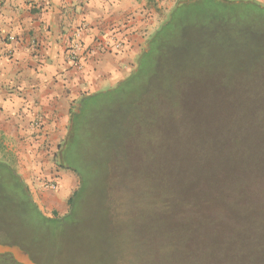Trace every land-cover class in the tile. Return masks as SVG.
I'll return each instance as SVG.
<instances>
[{
    "label": "trees",
    "instance_id": "1",
    "mask_svg": "<svg viewBox=\"0 0 264 264\" xmlns=\"http://www.w3.org/2000/svg\"><path fill=\"white\" fill-rule=\"evenodd\" d=\"M181 33L192 38L194 45L191 52L190 46H186L190 59H185L183 68L169 73V92L159 88L154 93H142L144 87L157 82V63L170 53L167 46L178 43L177 35ZM226 46L234 48L233 55L219 57L218 51ZM261 69L264 71L262 4L253 0H180L150 37L131 73L111 89L83 94L72 108L66 138L56 155L58 166L73 170L80 179L79 188L69 199L67 215L45 216L34 204L22 177L3 162L0 195L49 239L70 228L76 220L77 210L96 175L109 181V170L115 173V182L126 185V176L131 172L137 179L133 182L137 189L129 206L128 223L136 228V237L141 235L145 248L154 251L158 242L167 239L160 249L165 247V258L177 264H264L262 160L258 165L263 166H249L245 170L237 166L244 172L240 175L236 166L216 165L221 151L214 154L207 143L203 149L197 147V142L205 141V135L215 125L222 134L220 146H227L233 133L242 135L245 131L243 135H250L246 126L225 119L232 105L224 98L230 95V89L251 83ZM124 104L138 111L143 108V118L138 114L135 124L128 118L110 123L107 128L101 124L99 118L106 117L113 105ZM119 136L124 137L122 152L113 148ZM189 145H196V150L184 153ZM109 150L112 154L105 158L103 153ZM204 152L208 166H196L193 158H200ZM173 162L181 166H169L164 173L157 168L156 179L154 171L145 172L141 178L135 167L146 169ZM103 164L107 166L106 172ZM120 166L133 167L122 175L117 173ZM235 171L239 175L232 181ZM198 191L205 193L203 200L189 201L188 207L176 196L180 192V197H194ZM208 233L214 234L212 239Z\"/></svg>",
    "mask_w": 264,
    "mask_h": 264
},
{
    "label": "crops",
    "instance_id": "2",
    "mask_svg": "<svg viewBox=\"0 0 264 264\" xmlns=\"http://www.w3.org/2000/svg\"><path fill=\"white\" fill-rule=\"evenodd\" d=\"M178 1L0 0V162L26 182L58 166L76 102L127 77ZM76 32L80 68L69 52Z\"/></svg>",
    "mask_w": 264,
    "mask_h": 264
},
{
    "label": "rangeland",
    "instance_id": "3",
    "mask_svg": "<svg viewBox=\"0 0 264 264\" xmlns=\"http://www.w3.org/2000/svg\"><path fill=\"white\" fill-rule=\"evenodd\" d=\"M166 17L164 22L168 18ZM157 30L158 28L155 31ZM181 34L177 35V38H179L178 43L173 42L167 46L170 49V53L162 56V60L158 61L155 77L157 82L152 84L151 87H144L142 93L148 91L149 93H154L159 88H165L169 92L171 86L167 82L172 77L169 73H177L183 68L186 63L185 59H190L186 52V46H190L189 51L191 52L194 45L192 38ZM149 39L150 37L144 43L142 51L146 49ZM233 50L234 48L231 46H226L223 50L218 51V56L233 55L235 51ZM244 51L248 52L247 50ZM208 66L212 67V63L208 64ZM252 78L253 81L248 85L234 88L233 91L230 89L231 92L227 91L230 95L224 98L226 101L231 102L230 104L232 105L225 119L232 123L236 122L243 128L246 126V132L250 135H247V137L243 135L245 131L242 135L233 133L229 137L227 146H220L222 142H220L219 138L222 134H219L218 130L220 128L218 129L215 125L214 129L205 135V141L197 142V147H200V149H203V145L207 143L209 150L214 152V154L221 151V157H218L215 161L216 165L236 166L235 170H238L240 175H244V172L239 170L237 166H242L245 170L249 166H263L258 165L261 163L260 160L264 164L263 69ZM138 114L143 118V108L138 111L132 105H113L112 109L108 110L107 118L103 115L99 119L102 120L100 121L101 124L107 128L110 123L123 121L122 118H128L135 124L138 122ZM211 120L213 121L214 119ZM114 131L112 130L111 132ZM223 138L228 139V136H223ZM123 139V136L117 137L114 147L111 146L115 150L122 152L125 145ZM245 144L248 145L247 148L243 146ZM188 147L183 151L184 153L191 152L193 148L196 150V145H189ZM205 147L207 148V146ZM222 147L224 152L221 149ZM212 152H209V154ZM205 153L200 158H193L198 164L196 166H208L206 161L208 159L204 158ZM111 154L112 152L109 150L107 154L104 152L103 156L108 158ZM178 157L180 158V156ZM187 158L189 157L187 156ZM94 159H96V156H94ZM215 162H212L211 165L214 166ZM101 166H104V164ZM169 166H181V164L173 162L172 165L146 166V169H144L145 166L135 167L137 168V173L141 174V178H143L145 172L154 171V179H156L159 177L158 173H156L157 168L164 173ZM131 167L133 166H120L117 173L125 175ZM104 168L106 172L107 166H104ZM48 175H42L39 180L32 182H26L23 177L22 179L29 187L34 204L45 216L51 218L54 216L63 217L69 212V199L79 188L80 179L73 170L64 169L60 166H51ZM52 175L55 176L53 177ZM237 175L239 173L235 171L232 181L237 179ZM96 176V179L94 178L90 183V185L92 184L90 191L87 194L85 193L86 197L84 194L85 201L77 210L78 218L76 217L70 228L57 234L60 236L58 238H56L57 235H54L55 233L49 239L41 235L43 231L30 225L26 221L25 215L16 211L11 207L12 203H9L5 196L0 195V197H3L0 198V243L18 244L30 253L37 264H177L176 261L173 262L165 258L168 255L165 247L164 250L160 249L161 244L164 243L165 246L167 239L161 240L162 242L160 241V243L158 242L154 247V251H152V248L144 247L141 235L136 237L137 234L134 230L136 228L131 227L130 222L128 223V219H130L129 206L137 189L136 184H134L137 182L136 177L129 172L126 176V186L121 181L118 182L119 180L115 182L116 175L112 172L109 173V170L107 172L109 181L103 179L102 175ZM55 177L59 181L58 188L52 190L45 187V182ZM140 183H143L141 179ZM90 185L87 187L88 190ZM262 186V191H264V184ZM200 191L194 197L192 195L188 196V198L180 197V192H176V196L182 201V204L187 203L188 207L189 201L199 203V199L203 200L202 197L205 193ZM146 232V230H142V233L145 234ZM38 234L41 236H37ZM208 234H210L208 236L212 239L214 234ZM158 246L159 249H156ZM0 264L17 263L10 255H3L0 257Z\"/></svg>",
    "mask_w": 264,
    "mask_h": 264
},
{
    "label": "built area",
    "instance_id": "4",
    "mask_svg": "<svg viewBox=\"0 0 264 264\" xmlns=\"http://www.w3.org/2000/svg\"><path fill=\"white\" fill-rule=\"evenodd\" d=\"M114 45L116 49H119L122 47V42L120 41H114ZM83 48L82 43V35L80 32H76L73 38V41L70 46V59L74 62V64L80 68L82 66L81 58H79V53ZM59 181L58 179H50L47 182H45V187L56 190L58 188Z\"/></svg>",
    "mask_w": 264,
    "mask_h": 264
},
{
    "label": "water",
    "instance_id": "5",
    "mask_svg": "<svg viewBox=\"0 0 264 264\" xmlns=\"http://www.w3.org/2000/svg\"><path fill=\"white\" fill-rule=\"evenodd\" d=\"M0 255H10L18 264H37L30 253L18 244L0 243Z\"/></svg>",
    "mask_w": 264,
    "mask_h": 264
}]
</instances>
